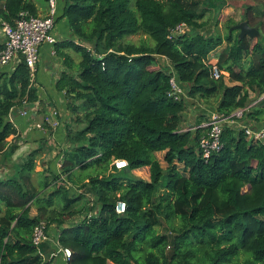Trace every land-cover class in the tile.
Wrapping results in <instances>:
<instances>
[{
    "label": "trees",
    "instance_id": "obj_1",
    "mask_svg": "<svg viewBox=\"0 0 264 264\" xmlns=\"http://www.w3.org/2000/svg\"><path fill=\"white\" fill-rule=\"evenodd\" d=\"M225 5L66 0L63 17L77 38L56 49L72 48L81 60L78 76H62L59 84L67 81L76 99L69 103L75 116L67 127L64 176L43 174L37 186L36 149L16 176L0 180V264H51L33 242L41 223L47 231L69 223L58 237L72 251L68 264H264V143L228 121L221 149L204 158L200 141L209 126L184 129L187 101L169 95L175 75L188 98L214 100L218 114L264 126V0L245 10L258 35L230 30L238 22L225 35L200 32L206 16ZM22 10L37 15L33 0H0L3 20L13 23ZM180 24L189 31L174 35ZM139 33L152 44L129 39ZM161 57L172 70L158 66ZM0 69L1 153L19 133L12 112L39 96L24 61L13 71ZM225 72L239 83L229 84ZM204 121L208 116L201 114L197 123ZM118 159L128 165L117 168ZM144 169L148 179L134 173ZM73 186L79 193L70 194ZM119 201L126 203L123 213L116 210Z\"/></svg>",
    "mask_w": 264,
    "mask_h": 264
},
{
    "label": "crops",
    "instance_id": "obj_2",
    "mask_svg": "<svg viewBox=\"0 0 264 264\" xmlns=\"http://www.w3.org/2000/svg\"><path fill=\"white\" fill-rule=\"evenodd\" d=\"M37 6V14L47 15L50 10L49 1L33 0ZM57 20L53 29V33L57 39L55 43H44L41 47L40 60L35 77L34 87L38 93V100L29 108H16L11 114V120L17 126L19 133L6 142L5 149L0 153V180L16 176L18 166L26 161L29 154L38 149V159L33 174V181L38 186L41 177L51 176V174L64 176L61 164L63 162L64 153L69 150V142L67 140V127L72 124L75 116L69 107L70 100H74L68 94L67 81L63 87H59L62 76L77 77L78 64L81 60L80 55L72 48H63L61 52L57 51L56 44L67 39H76L72 33L70 24L66 17H63L66 0H56ZM1 35V31H0ZM1 37V36H0ZM63 53L72 58L65 62ZM172 67V66H171ZM4 68V67H3ZM6 69V68H4ZM173 69V68H172ZM73 94V93H72ZM187 111L185 117L192 121V125L187 121L188 128L199 126L197 120L201 114L207 116L213 110L206 102H200L197 99L186 97ZM80 102H76L78 105ZM43 106L45 110L43 111ZM30 112L24 114V110ZM58 110L61 114L62 123L58 127H49L43 125L38 127V123L42 122L45 115L44 112L50 113L51 110ZM81 109V108H80ZM215 112L216 107H215ZM185 123V122H184ZM183 123V125H184ZM206 121L200 125H206ZM39 163V164H38ZM12 171L10 172V169ZM138 170H135L136 174ZM79 189L73 186L70 194L79 193ZM72 220H70L71 223ZM69 223L62 225L52 224L49 228V240L42 243L40 248L41 256L52 260L51 264H68L61 251L58 242L60 230L68 226ZM53 230V231H52ZM48 260V259H47Z\"/></svg>",
    "mask_w": 264,
    "mask_h": 264
},
{
    "label": "built area",
    "instance_id": "obj_3",
    "mask_svg": "<svg viewBox=\"0 0 264 264\" xmlns=\"http://www.w3.org/2000/svg\"><path fill=\"white\" fill-rule=\"evenodd\" d=\"M50 10L47 15H35L28 10H22L19 16L13 23L0 18V41L4 44L0 50V67L8 70H15L16 67L24 61L30 72L31 81L34 86L35 77L38 69V62L40 60L41 47L44 43H55L57 41L53 29L57 20V5L56 0H49ZM186 28L185 24H180L174 30L173 34L177 35L180 29ZM214 76L219 78L221 72L215 66ZM171 90L169 95L179 100L183 97L182 84L172 76ZM28 109L24 110V114L30 112ZM44 119V120H43ZM42 122L38 123V127L42 128L44 122L52 127H58L62 123L61 114L59 111H53L44 115ZM228 117L221 114H213L211 119L206 123L209 126L207 134L204 135L200 141V148L204 158L210 156L221 149V136L224 124L228 121ZM246 132L253 136L254 139L264 143V126L255 127L254 129H246ZM117 168L121 169L128 165V161L118 159L115 161ZM118 213H123L126 210V203L119 201L116 205ZM49 240V230H46L45 223H41L35 228L33 242L37 246ZM61 251L66 260L71 256L72 251L68 247H61Z\"/></svg>",
    "mask_w": 264,
    "mask_h": 264
},
{
    "label": "rangeland",
    "instance_id": "obj_4",
    "mask_svg": "<svg viewBox=\"0 0 264 264\" xmlns=\"http://www.w3.org/2000/svg\"><path fill=\"white\" fill-rule=\"evenodd\" d=\"M250 4H253V0H226L225 7H223V9L221 10V12L217 16L216 15H213V14H208L206 16L205 20H207V26L204 27L200 32L205 33L206 35H209V34H212V33L225 35L226 32H227V30H228L227 28H229V25H231L232 23H235V22L240 23V22H242L244 20L245 10H246V8ZM229 19H232L233 21L230 22ZM236 30L237 31H240L239 29H236ZM181 31L187 32V31H189V29L187 27L186 28L184 27V28L180 29V32ZM129 39H131L132 41H134L136 43H139V42L145 40L149 44H152L151 38L148 35L144 34V33H139V34L130 36ZM153 42H154V40H153ZM223 45L225 46L226 45V42H224ZM222 48H223V46L220 47L218 50H221ZM212 54H215V52L212 53ZM211 58H212V56H211ZM160 65H162L164 67H167L169 70H172L170 61L167 58H165V57H161L160 58V63H159L158 66H160ZM225 75L227 77V82L229 84L239 83L236 80L235 81L234 80H231L229 78L227 72H225ZM187 90L188 89H186V87H183V98H186L187 97ZM263 97L264 96H262L261 98H263ZM208 105L210 106V109L213 110L212 112H209L210 113L208 115V120H209V119H211V117H212L213 114H217V112H215V110H214L215 107H216V102H214V100H212V102L210 104H208ZM53 111H58V110H55V109L54 110H51V112H53ZM242 111H243V109H238V110L235 111V114H236V116L238 118L242 117ZM187 121L191 125L193 124L191 120H189V119L186 118V121H185L184 126H183V127H185L184 129H186V130L196 129L197 127L205 126V125H200L199 124V126H196L194 128H190V127L188 128L189 125L186 123ZM228 121H230V123H233L238 128H242V127L246 128V129H254L255 128L254 125H251V124L242 122V121H240L238 119H234V120L229 119ZM159 154L161 155L162 153H159ZM11 171H12V168L10 169V172ZM136 175L137 176H140L142 178H147L148 179L149 178L148 169L138 170L136 172ZM86 212L89 213V210L86 211ZM90 212L91 213H94L95 210L94 211H90ZM32 213L33 214L36 213V206H33ZM83 217H84L83 215H81V216H74V218L71 219L72 220L71 222H79ZM47 259L49 260L48 257L45 258V260H47Z\"/></svg>",
    "mask_w": 264,
    "mask_h": 264
},
{
    "label": "water",
    "instance_id": "obj_5",
    "mask_svg": "<svg viewBox=\"0 0 264 264\" xmlns=\"http://www.w3.org/2000/svg\"><path fill=\"white\" fill-rule=\"evenodd\" d=\"M234 29L240 30L241 37L245 35L255 36L259 34L258 28L251 26L247 20H243L242 22L235 24L230 30Z\"/></svg>",
    "mask_w": 264,
    "mask_h": 264
}]
</instances>
